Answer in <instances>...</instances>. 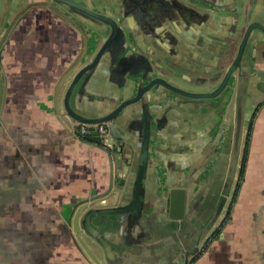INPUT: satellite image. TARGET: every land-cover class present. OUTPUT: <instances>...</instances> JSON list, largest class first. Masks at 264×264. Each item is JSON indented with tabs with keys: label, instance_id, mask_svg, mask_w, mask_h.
<instances>
[{
	"label": "crops",
	"instance_id": "0c3cea01",
	"mask_svg": "<svg viewBox=\"0 0 264 264\" xmlns=\"http://www.w3.org/2000/svg\"><path fill=\"white\" fill-rule=\"evenodd\" d=\"M54 2L15 0L0 31V264H97L77 244V207L86 202L122 209L137 195V206L103 215L105 222L78 221L102 264H184L187 251L197 247L188 264H264L263 33L253 29L247 71L234 77L230 96L185 110L166 94L155 103L162 112L139 100L116 118L117 136L106 149L71 132L63 105L71 77L106 36L94 25L71 21ZM209 2L200 1L220 26L205 28L190 19L185 38L203 65L215 61L224 70L241 35L231 31L234 20L225 23L220 13L236 10V0L224 7ZM241 9L247 24L264 25V0H245ZM128 49H118L115 58L106 52L80 79L71 94L74 108L106 112L115 97H124L127 72L140 80L153 69L151 52ZM146 130L147 162L137 189Z\"/></svg>",
	"mask_w": 264,
	"mask_h": 264
},
{
	"label": "flooded vegetation",
	"instance_id": "af4514ba",
	"mask_svg": "<svg viewBox=\"0 0 264 264\" xmlns=\"http://www.w3.org/2000/svg\"><path fill=\"white\" fill-rule=\"evenodd\" d=\"M76 1L101 13L108 14L116 20L118 28L122 30V34L124 33L127 36L125 37L126 39L123 36L120 37L118 45L115 46L116 48L118 47L117 50L125 47L128 51L129 46L131 48H137L139 51L144 53L151 52L153 54L152 59L155 65H153V69H149L146 72V76L142 79H135L134 74L129 73L131 71L127 72L125 77L127 78V82L130 84L135 82V84L132 87L126 86L125 93L130 94L135 91L139 82L144 84L156 77H162L166 81V85L160 82L154 83L153 88L150 91H147V95L145 96V99L152 101V107L155 108V110L157 109V111L160 110V108L156 106V101L165 97L166 94V97H169L170 102L173 104H178L181 101L183 104L182 107L185 110L193 109L206 99L215 97L223 98L225 95L226 97L228 95L230 96L233 92L232 90L235 81L234 77L244 75L245 71H247V61L244 51L240 65L235 69L232 75L233 77L231 76L223 88L217 93H214V95L196 97L184 94L177 90L181 89L188 93H208L216 89L219 85L228 66L225 67L224 70H218L216 65L213 66L215 61L211 66L203 65V60H201L197 54L199 51L194 50L195 47L193 48L185 37L186 35L188 37V33H191L187 32L190 19L193 20L192 23L195 25L203 22L205 28L216 27V20H212V18L216 17V15H213L209 10H206L207 4L202 5L200 1H210L209 3H213V5H220L221 7H224L232 0ZM54 3L57 4V2ZM244 3L245 0H236V10L229 11L228 13V11H226V7H224L222 11L225 13H220V16L223 17L225 23L229 20H234V24L231 26V31L237 35H241L240 40L247 26V13L241 12V8ZM57 6L71 21L78 25V22L81 24L84 23L88 25V27L92 28V25L84 22L77 15L72 14V12L67 10L65 7L63 8V6H60L59 3ZM198 10H200L199 13L197 12ZM201 11L202 13H200ZM5 25H3V27H5ZM219 26L220 25H217L216 28ZM102 29H104L106 33H109L111 30L110 25L108 24H106ZM256 30L261 31L264 35V31L260 27H255L254 31ZM212 31L213 30H208V32ZM95 33L103 35L98 30H96ZM255 39L256 38L253 40ZM192 48L193 51H190L189 49ZM105 61V66L109 67L108 65L110 62L107 60ZM167 63L171 64V67ZM178 67L179 70L176 69ZM209 67L218 70L217 73L214 72L211 76L210 74L209 76H199L197 72H200L201 69L205 70ZM213 80H216L215 84ZM162 111L163 109L160 110V112Z\"/></svg>",
	"mask_w": 264,
	"mask_h": 264
},
{
	"label": "water",
	"instance_id": "95a60500",
	"mask_svg": "<svg viewBox=\"0 0 264 264\" xmlns=\"http://www.w3.org/2000/svg\"><path fill=\"white\" fill-rule=\"evenodd\" d=\"M52 1L59 3L60 5H62L63 7L71 11L73 14L80 17L83 21H85L89 25H92V26L94 25L99 32H101L103 35L106 36L104 42L99 47V49L94 54V56L87 63H85L79 69H77V71L71 77L68 83V87L64 94V99H63L65 113L71 119L75 121H79V122L106 123L109 133L111 135L117 136L116 133H117L118 119L116 118L119 117L122 114V112L125 109H127L126 107L130 106L132 103L138 102L139 100H141L142 102L145 101V96L147 95V91H150L153 88L154 83L160 82L166 85V81L162 77H156L154 79L147 81L144 84H141L139 82V85L136 87V90L131 92L130 94H126L124 92L125 95L119 102H118V97H115L114 104L110 106L109 110L106 112H99V113L88 112L87 113L86 111L74 108V106H72L71 104V94L73 93L74 89L80 82V79L83 76H85V74H86V77L90 75L91 71L98 64V62L101 60V58L104 56L106 52H108L111 55V57L112 56L113 58L116 57L115 52L118 50L115 46L118 45L120 37H122L123 34H122V30L118 28V24L116 20L108 14L101 13L89 6L81 4L80 2L76 0H52ZM14 3H15V0H3V3L0 7V31L5 23L7 16L10 13V10L14 6ZM106 24L110 25L111 30L109 33H106L105 30L102 29ZM255 27H260L264 31V25L258 23L257 21H250L247 24L244 30V33L242 35V38L239 42L237 52L234 58L232 59V61L230 62V64L228 65L227 70L224 73L216 89L208 93H205V92L188 93L181 89H177V90L181 91L184 94H189L191 96L203 97V96L214 95V93H217L220 89H222L223 86L227 83V81L233 75L235 69L240 65L241 59L243 57V53L245 51V47L249 44L253 29ZM143 76H146V73H144ZM134 84L135 82L132 84H128L127 86L132 87ZM242 98H243V95L240 93L239 98L237 100V104H236V127H235L236 133L235 135H236L237 141H238V137L240 136V131L242 127V117H241L242 111H243V107H242L243 99ZM142 109L144 112V116L148 117L147 105L142 103ZM145 127L146 129L148 128V119L145 121ZM147 136H148V131L146 130V133L142 138L141 150L139 154V168H140L139 171L140 172L136 180L137 189L140 188V184H141V174H140L141 169L143 168L144 164L147 162ZM84 140L89 141V142H94V143H100V138L96 132L87 136V139H84ZM140 202L141 201H139V196L137 195L136 199L134 198L133 200L130 201L129 206L126 205L122 209L119 207H112V206L111 207H94V206H89V204L86 202L81 203L77 207L74 218L72 219L74 231H75V238H76V241L79 247H81L85 251V253L95 263L102 264L99 261V259L96 257V255L93 253L92 248L87 244V242L83 238L81 234L80 223H78V221L81 220V222L83 223L87 222V225H88L89 220H91V218L94 217L96 218V221H98V223L100 222L102 223V222H105V219H106V218H103V215L114 213L120 210L124 211L126 208L132 209L134 206H137ZM92 233L94 235H97V233L94 230L92 231ZM96 238L98 239L99 242H101L100 238H98L97 236ZM197 248L195 249L196 251L198 250ZM195 250H191L189 252L187 251V253L185 254V258H184V264H188V256L189 254L193 253Z\"/></svg>",
	"mask_w": 264,
	"mask_h": 264
},
{
	"label": "built area",
	"instance_id": "2783aa9c",
	"mask_svg": "<svg viewBox=\"0 0 264 264\" xmlns=\"http://www.w3.org/2000/svg\"><path fill=\"white\" fill-rule=\"evenodd\" d=\"M68 127L71 132L81 139H87V136L93 134L94 132L100 138V144L106 149H111L112 146V136L109 133L106 123H85L75 121L73 119L67 120Z\"/></svg>",
	"mask_w": 264,
	"mask_h": 264
},
{
	"label": "trees",
	"instance_id": "16d2710c",
	"mask_svg": "<svg viewBox=\"0 0 264 264\" xmlns=\"http://www.w3.org/2000/svg\"><path fill=\"white\" fill-rule=\"evenodd\" d=\"M251 126H252V122H250L249 125H248V132H247V139H246V146H245V149H244V153L247 152V144H248V141H249V135H250V131H251ZM215 232H213L212 235H214Z\"/></svg>",
	"mask_w": 264,
	"mask_h": 264
},
{
	"label": "rangeland",
	"instance_id": "374dc122",
	"mask_svg": "<svg viewBox=\"0 0 264 264\" xmlns=\"http://www.w3.org/2000/svg\"><path fill=\"white\" fill-rule=\"evenodd\" d=\"M79 24H81L80 22H78Z\"/></svg>",
	"mask_w": 264,
	"mask_h": 264
}]
</instances>
